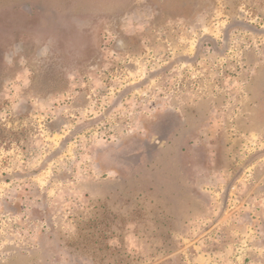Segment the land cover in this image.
<instances>
[{"label":"rangeland","instance_id":"rangeland-1","mask_svg":"<svg viewBox=\"0 0 264 264\" xmlns=\"http://www.w3.org/2000/svg\"><path fill=\"white\" fill-rule=\"evenodd\" d=\"M0 264H264V0H0Z\"/></svg>","mask_w":264,"mask_h":264}]
</instances>
